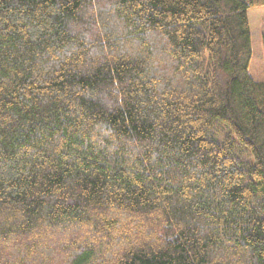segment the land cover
Segmentation results:
<instances>
[{
	"label": "trees",
	"instance_id": "1",
	"mask_svg": "<svg viewBox=\"0 0 264 264\" xmlns=\"http://www.w3.org/2000/svg\"><path fill=\"white\" fill-rule=\"evenodd\" d=\"M256 6L0 0V264H264Z\"/></svg>",
	"mask_w": 264,
	"mask_h": 264
},
{
	"label": "rangeland",
	"instance_id": "2",
	"mask_svg": "<svg viewBox=\"0 0 264 264\" xmlns=\"http://www.w3.org/2000/svg\"><path fill=\"white\" fill-rule=\"evenodd\" d=\"M248 22L251 37V58L249 74L256 82L264 81V6L252 7L248 11Z\"/></svg>",
	"mask_w": 264,
	"mask_h": 264
}]
</instances>
